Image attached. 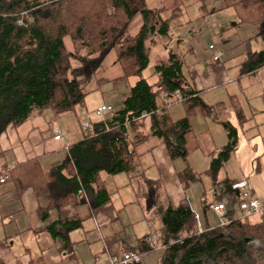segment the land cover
I'll return each mask as SVG.
<instances>
[{"label":"trees","instance_id":"1","mask_svg":"<svg viewBox=\"0 0 264 264\" xmlns=\"http://www.w3.org/2000/svg\"><path fill=\"white\" fill-rule=\"evenodd\" d=\"M230 1L229 7L237 19L234 28L252 26L251 38L264 43V0ZM170 2L171 9L178 10L181 1ZM134 13L125 0H0V135L8 126L18 128L42 110L60 117L82 107L84 93L76 81L91 76L109 52L121 72L111 83L136 78L119 97L120 109L104 120L87 123L89 135L67 145L59 163L42 170L37 157L0 169V185L10 192L29 188L35 198H47L45 208L38 211L43 222L49 213H58L74 199L75 207L85 205L89 218L95 208L107 205L110 195L100 175L126 174L129 182L138 181L146 190L147 203L153 206L159 183L143 179L134 148L153 137L163 145L170 163L184 162L185 135L190 132L188 118L196 110L204 116L210 114V108L203 105L193 89L182 83L180 62L173 56L169 55L168 65L152 68L153 82L147 83L141 77L148 65L142 42L150 28L144 22L138 32L127 34ZM165 24H160L158 34H166ZM65 38L70 52L64 47ZM246 58L242 64L244 72L264 68V51ZM172 103H180L184 118L169 120L166 107ZM142 115H146L149 125L145 134ZM224 130L226 144L211 156L203 174L218 191L215 201H224L230 207L238 202L235 191L230 190L235 183L223 179L215 184L217 172L236 144L235 130L229 126ZM195 176L187 170L177 173L181 188L188 187ZM135 196L138 198L137 192ZM185 201H178L175 209L167 206L162 211L160 237H155L153 243L150 236L137 239V264H143L142 256L152 252L157 255L153 264H264L250 256V246L244 242H264V212L244 219L228 214L224 216L227 225L214 230L205 228L199 233L194 213ZM200 205L209 209L202 201ZM81 221L77 216L64 221L55 218L45 226L52 242L58 240L62 244L60 252L67 259L74 256V243L68 234L80 229Z\"/></svg>","mask_w":264,"mask_h":264},{"label":"crops","instance_id":"2","mask_svg":"<svg viewBox=\"0 0 264 264\" xmlns=\"http://www.w3.org/2000/svg\"><path fill=\"white\" fill-rule=\"evenodd\" d=\"M131 1L138 5L137 9L131 10L139 13L142 19L144 18L143 15H145L146 18L145 20L143 19V23L145 22V26L148 27L149 14L140 10L141 5L139 3L142 0L139 3L135 0ZM151 23L152 26H149V33L152 37L147 34L143 40L146 46H148L147 40L155 38L159 29L156 28L157 22L155 23V20L151 21ZM240 26H237V28H240ZM214 49L215 47L213 46L210 51H214ZM210 51L206 50L207 53ZM243 53L245 56L244 60L237 64L231 59L220 64L218 63L219 57L217 55V60L213 61L212 58L215 55H212L210 59V55L207 54L208 60H210L209 67L206 68L202 64L199 65V61L197 70L186 67L187 80L184 79V68L182 69L180 61L182 83L188 84L193 89V93L199 96L203 105L210 108L209 115L204 116L200 111L196 110L194 115L188 118L190 132L185 135L184 150L187 152V157L184 162L175 160L170 163L163 145L153 137H147L143 144H139L134 148V153L137 155L136 164L139 171H142L143 179L157 181L159 183L158 187L153 185L156 186V193L158 189L160 193H163L160 197L162 202H160L161 208L158 214L160 215L167 206L175 209L178 201L185 199L187 206L194 213L196 226L201 232L205 228L214 230L218 227V219L213 212L208 208H203L200 202L202 201L204 205H216L218 203L215 201L218 191H216L210 178L205 176L203 172L207 169L208 160L211 156L214 157L218 149L226 144L224 129L227 126L235 130L236 144L225 165L219 171L222 178L218 181L216 176L219 172H217L215 184L223 179L234 183L245 182L251 191L252 199L259 203L264 202V191L262 189L264 187V68H259L251 73L244 72L242 64L251 53ZM162 55L163 60L159 61L161 63L152 65L148 59V65L141 74L142 78L149 75L154 81L155 77L152 68L156 65H168L170 63L169 55L174 57L173 60H178L172 54L166 55L164 52ZM103 105L109 104L103 101L98 106ZM75 110L72 113H63L60 117H54L50 111L45 113L42 110L38 114L31 115L18 128L8 126L4 130L5 132L0 135V169H4V167L5 169H10L16 163L20 164L28 159H36L37 157H40L39 165L42 170L59 163L63 157L62 154L65 147L70 143H76L77 140H80L79 136L84 135V132L78 128L79 123L85 121L84 115L80 111ZM166 111L170 121L184 118L180 103H172L166 107ZM142 126L143 134L147 133L149 127L147 119L143 120ZM55 130L59 131V140L52 139ZM188 160L189 165H184ZM177 163H181L182 166L179 171L176 168ZM189 167L194 172H191ZM182 170L189 171L192 175H196L197 178L200 176L207 178L209 182L206 187L207 191L214 189L215 192L211 193L209 191L208 195H206V191H203V183H198L200 185H197V183L188 184V187L183 191L177 178V173ZM106 177L99 176L101 181L106 184L105 191L110 195L111 202V194H116L117 188L109 185L110 182L105 180ZM128 183L122 184L121 187L127 188ZM259 199L263 201H259ZM220 203L224 204V216L230 214L232 215L231 217L238 218L239 211L235 204L227 207L224 201ZM74 204L75 199L72 204L62 209L60 208L58 213H49L48 219L43 222L40 220L38 211L45 208L47 198L44 196L35 198L29 188L10 192L5 185H0V264H41V262L43 264H78L75 251H73L74 246L71 248L74 255L73 258L67 259L64 256L65 254L60 252L62 244L58 240L53 243L45 232L46 224H49L55 218L64 221L77 216L79 219L76 214L77 209L85 207V205L75 207ZM155 205L156 202H154L153 206ZM106 206L95 208L90 218L96 212L100 217L99 220H107V222L111 220L112 223L109 226H112L117 221V218L116 216L114 217L111 210L108 211ZM87 214L79 220L82 219L83 221V219L89 218L86 217ZM137 217L139 218L134 223L141 221V217ZM126 222L129 226L130 222L127 220ZM117 232V230L113 232L110 230L109 235ZM142 236L157 237L155 234L149 236L142 234L140 237ZM158 236L160 237V235ZM136 241H131L130 238L122 240L121 244H118L120 255L125 251L136 253L138 250L136 249ZM71 242L74 243L73 241ZM106 244L101 241L100 250L102 255L94 256L91 259L92 264H109L111 259L115 260V258L120 256L119 254L113 255L111 250H109V247L113 246ZM89 258H91L90 252H86L84 264H90Z\"/></svg>","mask_w":264,"mask_h":264},{"label":"rangeland","instance_id":"3","mask_svg":"<svg viewBox=\"0 0 264 264\" xmlns=\"http://www.w3.org/2000/svg\"><path fill=\"white\" fill-rule=\"evenodd\" d=\"M180 1L181 4L178 10L170 9L172 5L170 0H142V2H138L139 5H141L140 10L150 15H148V27L152 26L151 21L155 20V23L157 22V29L160 27L159 24L164 22L168 30V33L165 35L157 33L155 38H149V40H147L148 46L144 44V41L142 42L145 50L144 53L146 57H148L150 64L161 63L159 61L163 60L162 53L164 52L166 55L172 54L178 58L179 62L181 61L182 69L184 68V79L187 80L186 67L197 70L198 61L199 65L202 64L203 67H209L208 64L210 60H208L207 54L210 55V59L212 55H217L219 57L218 63L220 64L228 59L233 60L234 63L237 64L241 60H244L245 56L243 52L254 53L257 51H264V43L259 40L251 39V34H253L254 31L252 26L241 25L240 28H233L237 19L234 13H232L231 7H229L231 3L230 0ZM125 3H127L131 9L138 8V5L131 0H126ZM133 17L134 18L127 26L126 30L129 35L138 32V28L143 23L142 16L139 13H135ZM148 36H151L149 32ZM150 42H152V44H150ZM63 43L66 50L70 52L68 39L65 38ZM210 45L214 46L215 49L207 53L206 50ZM102 59L100 67L96 68L91 76L88 78L81 77L76 81L79 91L84 93V104L82 107L76 108L75 111H80L88 124L97 120H104V118L110 116L111 112H117L121 107L119 102L120 95L126 93L136 79L135 77H129L126 80H119L115 83H111V81L121 76V72H119L118 64L115 62L112 52L105 54ZM144 79L147 83L153 82V78L149 75L145 76ZM97 80H101V82ZM103 101L109 104L110 111L104 112L101 117L95 116L93 114V109ZM44 112L49 113L48 111ZM84 135H89V130H85ZM81 136L83 135H80L79 138H81ZM184 165L188 166L189 160L186 161ZM181 167V163L176 164L177 171H179ZM190 170L194 172L192 168H190ZM182 172L183 170L179 173ZM200 177L197 178L195 176L196 180L189 182V184L197 183V185H200L203 183V191H206V195H208L209 191L214 193V189H209V191L206 189L209 185L207 184L209 183L208 179ZM216 177L217 181L220 180L222 178L221 172H219ZM105 180L110 182L109 185L117 188L116 194H111V202L106 206L108 211L111 210L114 217L116 216L117 221H115L112 226H109L112 223L111 220L108 222L107 220H99L100 217L95 212L91 218L83 219L80 229L69 234L68 238L74 242L73 251H75L78 264H84L86 252H90V264H92L91 259L94 256L102 255V251L100 250L101 241L107 243L106 245L111 244L113 246L109 247L113 255H120L118 244H121L122 240L125 238L136 241L142 234L146 236L151 234H155L156 236L160 235L159 229H161V225L158 213L161 208L160 202H162L160 197L163 193H160L159 189L157 190L158 196L156 205L152 207L147 203V194L144 187L136 180L129 182L126 174L106 177ZM124 183L129 184L127 188L121 187ZM185 189H183V191H185ZM262 189L264 191V187ZM135 192L138 193V198L134 196ZM259 201L263 200L259 199ZM77 210L76 214L79 216V219L87 214L85 207H80V209ZM137 216L141 217V221L134 223V221L139 218ZM126 220L130 222L129 226ZM251 221H253V219ZM110 230L112 232L117 230L118 234L109 235ZM244 242L250 246V256L255 258L258 262H263L264 242L260 240L253 241V239L245 240ZM155 245H158V242H155ZM155 253L156 252H152L150 256H142L143 264H153L157 256ZM122 256L123 254L115 258V260L117 262L120 261Z\"/></svg>","mask_w":264,"mask_h":264},{"label":"built area","instance_id":"4","mask_svg":"<svg viewBox=\"0 0 264 264\" xmlns=\"http://www.w3.org/2000/svg\"><path fill=\"white\" fill-rule=\"evenodd\" d=\"M207 49L210 51L213 49V46L210 45ZM217 58L218 57L215 55L212 58V60L216 61ZM109 107L110 106L108 105H103L100 107L98 106L93 109V114L95 116L101 117L104 112L110 111ZM145 117L146 115L145 116L142 115L140 118L144 120ZM87 127L88 125L85 121L80 122L78 125V128H80L82 132H84L85 130L87 131L88 130ZM53 133L54 135L52 139L59 140V131L55 130ZM1 181L2 179H0V182ZM230 190L235 191L236 196L238 197V202L236 206L239 211V215H238L239 219L255 217L260 212H264V202L259 203L258 201L256 202L255 200L252 199L251 191L245 182L235 183L231 185ZM209 209L213 212L215 217L218 219V227L224 226L225 224L227 225L228 222L226 218L224 217V213H225L224 204H221V203H217L216 205L209 204ZM195 228H196V232L201 233L198 226H196ZM154 239H155L154 237L150 239L151 243L154 242ZM138 256H139L138 254L131 253V251H125L120 261L117 262L116 260L111 259L109 261V264H128L130 262H132V264H137V261L139 259Z\"/></svg>","mask_w":264,"mask_h":264}]
</instances>
